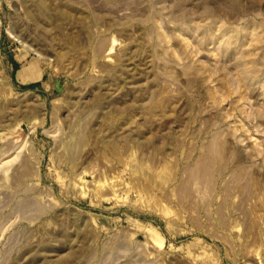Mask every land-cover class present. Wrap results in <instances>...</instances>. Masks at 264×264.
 Instances as JSON below:
<instances>
[{
  "label": "rangeland",
  "instance_id": "1",
  "mask_svg": "<svg viewBox=\"0 0 264 264\" xmlns=\"http://www.w3.org/2000/svg\"><path fill=\"white\" fill-rule=\"evenodd\" d=\"M0 264H264V0H0Z\"/></svg>",
  "mask_w": 264,
  "mask_h": 264
},
{
  "label": "bare ground",
  "instance_id": "2",
  "mask_svg": "<svg viewBox=\"0 0 264 264\" xmlns=\"http://www.w3.org/2000/svg\"><path fill=\"white\" fill-rule=\"evenodd\" d=\"M26 77H27V74H26ZM29 77V76H28ZM30 79V78H29Z\"/></svg>",
  "mask_w": 264,
  "mask_h": 264
}]
</instances>
